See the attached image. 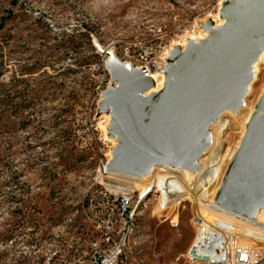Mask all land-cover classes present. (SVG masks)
Wrapping results in <instances>:
<instances>
[{"label":"rangeland","instance_id":"374dc122","mask_svg":"<svg viewBox=\"0 0 264 264\" xmlns=\"http://www.w3.org/2000/svg\"><path fill=\"white\" fill-rule=\"evenodd\" d=\"M226 3L0 0V82L6 86L0 100H9L0 122V264H189L185 256L197 232L194 218L200 213L214 222L197 198L200 193L162 210L151 180L150 194L140 202L146 187L107 174L119 142L113 108L102 107L117 86L105 52L135 67L139 51L153 50L148 62L163 66L188 33L208 32L215 25L210 16L221 17ZM252 88L246 102L256 113L264 65ZM11 105L22 109L12 112ZM238 114L224 117L217 129L234 153L247 127L242 132ZM195 182L206 195L220 185ZM130 198L134 205L128 208L123 200ZM185 198H193V191H185ZM256 217L264 218V211ZM233 225L251 233H244L245 242L264 250V233Z\"/></svg>","mask_w":264,"mask_h":264},{"label":"water","instance_id":"95a60500","mask_svg":"<svg viewBox=\"0 0 264 264\" xmlns=\"http://www.w3.org/2000/svg\"><path fill=\"white\" fill-rule=\"evenodd\" d=\"M221 17L225 24L210 25L200 45L172 53L167 72L177 80L159 95L145 96L151 87L145 74L109 55L113 61L106 66L118 87L102 107L113 108L119 142L110 170L137 177L148 176L155 164L195 171L210 146L211 124L225 110L243 107L264 50V0H227ZM217 202L237 213L264 205V96Z\"/></svg>","mask_w":264,"mask_h":264},{"label":"bare ground","instance_id":"6f19581e","mask_svg":"<svg viewBox=\"0 0 264 264\" xmlns=\"http://www.w3.org/2000/svg\"><path fill=\"white\" fill-rule=\"evenodd\" d=\"M210 17L213 19L212 21L215 23V25H214L215 28L222 27L225 24V20L222 19L219 15H215V16L213 15ZM208 35H209L208 32H203L201 30L200 31H197V30L193 31L192 30V32L188 33L185 36V40L182 43L177 42L175 47L179 48L180 49L179 51L181 53H183L190 43H195V45H200L202 42H204L208 38ZM111 54L113 55L112 52L108 51L107 55H111ZM171 54L172 53L168 52V54L166 55V58H165L166 64H163V66H159L158 64H154V65L147 66L143 69L133 70L134 66L131 63H124V65H127L131 68V71H142L145 74L146 82L151 83V87L145 93V96L159 95L169 83L177 80V77L171 76L167 72V69L169 67V62H167L166 59H170ZM112 61H113L112 56H108V58L106 60V65L111 64ZM174 64L176 65L175 62H174ZM263 65H264V50H261L260 56L252 68L253 73H254V79L250 84L249 93L251 91L254 92L252 85H253L255 79L257 78V76L260 74L261 67ZM117 87H118V84H117L116 88ZM260 95H261V97L264 96V90H262L260 92ZM245 105H246V109L242 110L239 113V111L242 108H244ZM242 108H240L238 110V112H236V113L231 111V110H225L223 112V114L218 118V120L215 123L211 124V126L209 128L210 146L205 150V152L203 154H201L199 156V158H198V169L195 171H190V170H187L184 168L170 166L167 164H155L151 169V173L146 177H137V176L135 177L133 175L119 173V172L110 170L108 167H107V170H108L107 174L108 175H119L122 177L126 176V177H129V178L135 180L136 187H140V186H142L143 188L146 187L147 190L142 194L140 202H142V201L144 202V200L150 194L151 190H149V189L151 188V186L148 185L147 181L152 180V176L155 173V171L157 170V168H162L163 170L170 171V172H177V174L179 173L188 182H193V181L199 180L200 182H202L204 184V183L211 181V180L220 182V180L222 179L220 182V185L218 187H216L209 194L205 195L207 198L208 204L206 206L204 205L205 208L204 207L203 208L206 211V213L211 217L210 219L214 222H216V221L219 222L221 219H224L227 223H229L231 225H233L234 223H237L239 225L246 227V229H248L250 231H254L256 233H259V232L264 233V218L259 219L256 217V215L259 213V211H262V210L264 211V208H260V207H262L260 204H257L258 209L255 213H252V212L251 213H245L243 211V209L241 210V212H238V213L231 210V216H226V215H222V214L216 212V207L221 206L218 204L217 201L219 199L220 191H221L223 185L225 184V181H226L228 173H229V168L224 173V167L226 166L228 161H230L229 164L231 165L233 163L234 159L236 158V156L241 151L242 145L244 143V142L242 143V141L243 140L245 141V139H246L247 129L250 126L255 114L257 113V112L254 113V111H255L254 106L251 107L250 104L248 102H246V98L244 100V105ZM230 112L233 113L234 115H237L239 113L238 118L240 119V121H242V124L240 126L242 129V132L244 131L245 126L247 125L244 138L241 141V143H240L238 149L235 151V153L232 150H229L227 148V143H228L227 141L228 140H225L223 138L225 141H222V139L219 138V135L217 134V129L221 125V123L223 121L222 119L226 116L231 115ZM221 137H223V136H221ZM114 138H115V141L118 140V136H114ZM215 143H216V145H215ZM211 150L214 153H216V151H218V154L217 155L211 154ZM224 150H225V155H223ZM126 181H127V179H126ZM202 183H201V185H202ZM201 185H199V186H201ZM126 188H128V187H126ZM131 188H133V187H131ZM152 188H153V186H152ZM121 190L123 191L124 188ZM140 195H141V193H140ZM208 205L211 207L213 206V208L206 209V208H209ZM232 216H237L238 220L235 221L234 220L235 218H233Z\"/></svg>","mask_w":264,"mask_h":264},{"label":"built area","instance_id":"2783aa9c","mask_svg":"<svg viewBox=\"0 0 264 264\" xmlns=\"http://www.w3.org/2000/svg\"><path fill=\"white\" fill-rule=\"evenodd\" d=\"M156 51H139L140 60L135 65L133 70L143 69L147 66L154 65L155 62H148ZM106 167H103V172ZM165 170L156 173L151 183L155 184V193L153 195L159 196L158 202L162 210H166L173 206H180L183 201L195 199L197 193L200 196L197 198L202 202V208L206 206L207 198L204 189H196V182H187L183 178L180 180H173L168 177ZM119 176V175H116ZM122 177V176H120ZM136 177V176H135ZM123 178L135 181L129 177ZM162 178V179H161ZM156 183H159V187ZM141 193L143 189L139 190ZM185 191H193V198H185ZM200 197V198H199ZM134 205V199L123 200V205ZM211 209L213 206H209ZM205 208V207H204ZM124 212L126 209L124 207ZM216 212L222 215L231 216V210L220 206L216 207ZM132 218L133 215L130 214ZM234 220H238L237 216H232ZM193 223L197 228L196 235L192 244L187 251L185 259L189 264H264V250L256 249L249 243L243 240L246 234H251L243 231L234 225H227L223 222H211L200 215L194 218ZM246 233V234H244Z\"/></svg>","mask_w":264,"mask_h":264},{"label":"trees","instance_id":"16d2710c","mask_svg":"<svg viewBox=\"0 0 264 264\" xmlns=\"http://www.w3.org/2000/svg\"><path fill=\"white\" fill-rule=\"evenodd\" d=\"M0 81H1V76H0ZM5 87H6L5 84L0 82V89L2 91L4 90ZM16 87H17V84L15 83V85H12L10 88H16ZM1 90H0V93L2 92ZM4 92H7V91H4ZM8 103H9V100H7V97L6 98L4 97L2 100H0V122H2L4 119V116L7 110L5 108L7 107ZM10 109L12 112L19 113L22 109V105H16V106L11 105Z\"/></svg>","mask_w":264,"mask_h":264}]
</instances>
